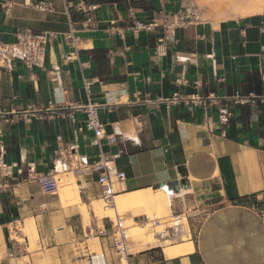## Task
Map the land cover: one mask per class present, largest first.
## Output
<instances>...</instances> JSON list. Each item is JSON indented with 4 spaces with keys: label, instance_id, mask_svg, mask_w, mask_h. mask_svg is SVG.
<instances>
[{
    "label": "crops",
    "instance_id": "1",
    "mask_svg": "<svg viewBox=\"0 0 264 264\" xmlns=\"http://www.w3.org/2000/svg\"><path fill=\"white\" fill-rule=\"evenodd\" d=\"M194 1L201 23L159 43L161 29L135 34L133 21L159 22L160 10L178 11L186 0H0L3 43L13 42L18 31L52 34L40 66L28 70L16 60L0 68V154L8 167L0 177V264H76L83 256L77 244L96 229L109 231V220L96 218L92 208L101 200L93 167L100 151L110 158L111 178L125 175L115 184L117 194L165 188L168 207L164 196L156 197L162 217L205 211L197 226L186 217L182 229L151 234L152 243L134 239L126 264L264 262V227L250 207L261 206L264 196V103H228L232 116L223 125L214 106L145 103L176 92L264 95V6ZM38 2L49 10L29 5ZM90 6L95 10L85 12ZM70 32L75 45L66 39ZM84 79L91 80L88 92ZM88 106L100 108L99 141L89 131L76 134ZM67 112L73 121L63 116ZM65 148H75L85 162L81 174H67L79 203L65 204L58 192L44 194L37 182L52 170L54 150ZM170 182L179 184L176 191L160 188ZM18 223L28 239L38 237L39 250L11 238ZM97 240L108 264H121L109 240ZM189 243L191 251L166 256L165 249Z\"/></svg>",
    "mask_w": 264,
    "mask_h": 264
},
{
    "label": "built area",
    "instance_id": "2",
    "mask_svg": "<svg viewBox=\"0 0 264 264\" xmlns=\"http://www.w3.org/2000/svg\"><path fill=\"white\" fill-rule=\"evenodd\" d=\"M31 7L40 10H49L48 6L42 2L30 3ZM96 6H90L85 11L89 13L95 10ZM160 21L151 20L149 22L133 21L131 30L135 34L141 32H154L157 29H161L163 36L158 40L159 43L175 36L177 30L186 28L190 25L200 24L202 17L198 12L194 0H186L185 5L178 11L166 12L163 9L158 12ZM260 31L264 33V23L260 26ZM52 37L51 33L33 34L30 31H18L14 35L13 42L6 44L0 41V68L6 70L5 66L10 65L13 61H20L26 69L32 70L42 64L46 53V45L49 39ZM66 39L75 45L78 41L77 38L72 36V32L66 35ZM71 56L67 57L70 60ZM91 85V80L84 79L83 86L88 92ZM146 104L152 105L154 108L162 105L168 108L169 106L195 104L198 106L208 108L210 106L217 107L219 109V123L225 124L232 114L227 111L226 106L228 103L234 105H252L256 103H264V95H254L252 93L247 95L234 94L229 97L216 98L206 97L201 98L196 95H187L183 93H173L170 97L165 99H157L154 101H146ZM98 107L88 106L84 108L85 120L83 127H79L76 130V134L82 133L84 130L92 132L96 141L104 138V125L99 118ZM67 119L73 121L74 117L71 112H67L63 115ZM114 138H109L108 142H114ZM55 160L52 170L47 174H42L37 178V182L41 191L44 194H55L58 190L61 178L67 180V174H81L82 169L85 168V162H81L77 155L76 149L65 148L63 152L61 150H54L53 152ZM110 158L102 153L98 154V160L94 163L93 167L98 174L97 185L101 191V200L107 207H112L115 197L118 195L115 190V184L123 181L125 178L124 173L118 172L114 178L109 176L107 170V161ZM8 167L3 162L0 154V177L5 178L7 176ZM262 205L250 204V207L259 212L260 221L264 227V196L261 199ZM110 222L109 231L102 229H96L94 236L106 238L110 242V249L117 259L122 262H126L130 252V245L133 242V236L130 235L129 227L124 225L122 219L116 215L114 218H108ZM136 227L147 231H151L153 234L161 228L160 219H148L140 221L138 224L133 223ZM91 235V234H90ZM12 256V253L10 254ZM87 264H108L106 255L104 253L96 254L92 253L87 256ZM264 264V262L262 263Z\"/></svg>",
    "mask_w": 264,
    "mask_h": 264
},
{
    "label": "rangeland",
    "instance_id": "3",
    "mask_svg": "<svg viewBox=\"0 0 264 264\" xmlns=\"http://www.w3.org/2000/svg\"><path fill=\"white\" fill-rule=\"evenodd\" d=\"M61 181H62V185L60 183L58 190H57V192L60 194L62 191L61 188H63V186L64 187L69 186L66 183L67 182L66 179L61 178ZM73 186H75L74 183H73ZM61 196H62V194H61ZM104 207H105V204L103 203L102 200H99L98 202H94L92 204L93 212H94V215L96 218L108 219V217L104 216V214L102 215L100 213H97V211H100V210L104 211ZM83 210H84V212H87V209L85 207L83 208ZM141 210L142 211L136 212L133 215H131L132 213H130L128 211H127V213H123L124 214L123 216L120 214L118 215L122 219V221L124 222V225L129 227V232H130V235L133 236V240L136 239L137 242H146V239H147L146 236H151L152 233H151V231L138 229L139 227L138 226L136 227L132 222V218L134 216L145 215L146 218H148V219H152L155 216L156 219H160L162 225H161V228L159 230H157L156 232L160 236L161 235L166 236V234H164V232H163L166 229H173V228H179V229L181 228L182 229V227H183L182 226V220L184 218L187 217L188 220H191L190 223L194 224V226H197L199 224L201 218L205 214V211H202L199 209H196V210H193V209L188 210L187 209L183 213H181L182 215H181V217H179L178 220L175 217H172L170 215V213L167 214L165 217H162L161 208H159L157 203H155V205L153 207L152 206L144 207ZM156 215H157V217H156ZM169 219L171 220L169 223H172V224L164 222V221L169 220ZM28 224L29 223H25L24 228L27 227ZM17 228L19 230L23 231L22 230L23 228L20 226V223H18L16 225V227L13 228L11 231V236H12L11 238H13L16 241H19L21 243H25L27 245L29 251L39 250L37 247L38 237L33 238V239H28V237L26 235H24L22 232H19ZM136 234H138V235H136ZM186 236L187 235H182L181 241H183V242L186 241L187 240ZM93 239H95V236L93 234H91L90 236L86 237L83 241H80L77 244V246H76V248H78L77 251L80 250L82 252L83 256L82 257L79 256L77 258L76 264H87L86 259H87V256L89 254H92V253L100 254V253H102V251L100 249L99 241L97 239L96 240H93ZM2 255H3V245H2V241L0 239V258L2 257ZM65 264H68V263H65ZM121 264H126V262L122 261Z\"/></svg>",
    "mask_w": 264,
    "mask_h": 264
},
{
    "label": "bare ground",
    "instance_id": "4",
    "mask_svg": "<svg viewBox=\"0 0 264 264\" xmlns=\"http://www.w3.org/2000/svg\"><path fill=\"white\" fill-rule=\"evenodd\" d=\"M228 3H229V6H233V7H235V6L242 7V6L254 5V6H259L261 8L262 6H264V0H229ZM257 10L260 11V9H257ZM239 14H242V13H239ZM66 183H68L69 186H66V187L63 186V188H61L62 189L61 199L63 200V202L65 204L79 203L78 192H77L75 186H73V181L67 180ZM61 185H62V181H61ZM163 187H166L168 192L170 191V189L167 186H163ZM163 189H165V188H163ZM163 189H160L159 191H153V192L147 191V192H137V193H132V194H118L114 199V203H113L112 207H107L105 205L104 211H101V210L100 211L96 210V211H97V213H100L102 215L104 214V216H106L108 218L109 217L114 218V216L119 215V214L123 216L124 215L123 213H127V211L132 213L131 215H133L136 212L142 211L141 209L144 207L154 206L156 201H157L156 197H161V196L165 197L166 204L164 205V207L167 208L169 205V201L167 198V193ZM156 217H157V215H156ZM154 218H155V216H154ZM170 221L171 220L169 219V220H166L164 222L169 223ZM169 224H172V223H169ZM138 229H141V228H138ZM141 230H143V229H141ZM32 233L34 236H36L35 228H32ZM136 235H138V234H136ZM146 237L148 238V242L152 243L153 237L152 236H146ZM94 240H96V239H94ZM191 250H192V247H191V244L189 243L187 245H182L179 247L165 249L164 251H165V254L168 258H174V257H178L179 255H182L186 252H189Z\"/></svg>",
    "mask_w": 264,
    "mask_h": 264
},
{
    "label": "water",
    "instance_id": "5",
    "mask_svg": "<svg viewBox=\"0 0 264 264\" xmlns=\"http://www.w3.org/2000/svg\"><path fill=\"white\" fill-rule=\"evenodd\" d=\"M163 186H167L169 189L173 190V191H176L179 184L177 182H170L168 184H161L160 185V188H162Z\"/></svg>",
    "mask_w": 264,
    "mask_h": 264
},
{
    "label": "trees",
    "instance_id": "6",
    "mask_svg": "<svg viewBox=\"0 0 264 264\" xmlns=\"http://www.w3.org/2000/svg\"><path fill=\"white\" fill-rule=\"evenodd\" d=\"M69 1H71V0H69ZM250 89H252V88H251V87H249V88H248V90H250Z\"/></svg>",
    "mask_w": 264,
    "mask_h": 264
}]
</instances>
